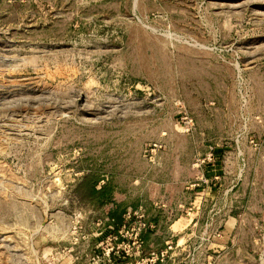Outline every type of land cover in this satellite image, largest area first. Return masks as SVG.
Masks as SVG:
<instances>
[{
  "label": "rangeland",
  "instance_id": "rangeland-1",
  "mask_svg": "<svg viewBox=\"0 0 264 264\" xmlns=\"http://www.w3.org/2000/svg\"><path fill=\"white\" fill-rule=\"evenodd\" d=\"M89 178L152 226L115 239ZM161 250L264 264V0H0V264Z\"/></svg>",
  "mask_w": 264,
  "mask_h": 264
},
{
  "label": "crops",
  "instance_id": "crops-1",
  "mask_svg": "<svg viewBox=\"0 0 264 264\" xmlns=\"http://www.w3.org/2000/svg\"><path fill=\"white\" fill-rule=\"evenodd\" d=\"M114 197L116 198L115 200L114 199H109V201H107V206H106V211H105V216H104V219H105V224H107V226L110 228H112V230H115L118 226L122 225L123 223H129L130 221L126 220L123 216L124 212L126 211V209L129 207V206H133V207H136V204L138 203H141L140 201H144L146 200V196H139L138 198H136L135 201L136 203H131V204H128L123 197L120 196V193L118 190H114ZM112 193V194H113ZM146 209H147V213L149 212V216L147 214V218L150 219V220H153L154 223H156V228L155 230H152V229H148V230H145L142 232V237H143V242L144 244H146L148 242V240L150 239H153L155 236H160V234H163V233H166L168 236H165V237H169L170 239H175L176 235H177V231H175L174 229V225L176 223H179V222H182L184 221V214L182 212L181 209L175 207V205H170L169 208H171L172 211H174V216L173 218H171L169 220V222H167V220H164L163 219V215H161V210L159 209H153L151 207V205H148V206H145ZM175 208H177L175 210ZM118 211V214H119V220H118V223H116L112 217V214H110V212L112 211ZM158 211L160 212V215H155V213H151L150 214V211ZM178 211V212H177ZM180 211V212H179ZM181 230V229H180ZM166 240H164L165 242ZM162 246H164L163 243H158L156 242V244L153 245V248L152 249H156V250H159L160 248H162ZM157 264H162V261H160L159 263Z\"/></svg>",
  "mask_w": 264,
  "mask_h": 264
},
{
  "label": "built area",
  "instance_id": "built-area-1",
  "mask_svg": "<svg viewBox=\"0 0 264 264\" xmlns=\"http://www.w3.org/2000/svg\"><path fill=\"white\" fill-rule=\"evenodd\" d=\"M137 209H133L131 207H129L128 209H126V211L124 212L123 216L126 220L130 221L129 223H123L122 225L118 226L115 230H112V232H114V237L117 240H120L122 238L123 235V229L126 228L127 233L130 231L131 234L134 235V238L136 239L137 236H139V234L141 233V231L145 228H149L151 225V223H147L145 221H138L136 223V211ZM143 214L140 215V217H142ZM135 218L134 222L132 223V220ZM140 238V237H139ZM138 238V241L140 240ZM142 240L139 241L138 245H141ZM163 257V251L161 250L160 252H151L149 256L145 257L146 260H150L148 262H150V264H155V262L157 260L161 261Z\"/></svg>",
  "mask_w": 264,
  "mask_h": 264
},
{
  "label": "trees",
  "instance_id": "trees-1",
  "mask_svg": "<svg viewBox=\"0 0 264 264\" xmlns=\"http://www.w3.org/2000/svg\"><path fill=\"white\" fill-rule=\"evenodd\" d=\"M87 183V192L91 197H96L98 200H105V199H109L112 193V186L110 184L109 181H106L105 183H103L102 185H99V187H97L98 184V179L97 178H89ZM110 214H112V217L114 219V221L116 223H118V218H119V214L118 211L114 210L112 212H110ZM160 261L157 260L155 262V264L159 263Z\"/></svg>",
  "mask_w": 264,
  "mask_h": 264
}]
</instances>
